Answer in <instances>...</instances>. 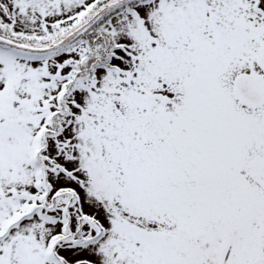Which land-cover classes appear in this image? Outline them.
<instances>
[{"label":"snow or ice","instance_id":"1","mask_svg":"<svg viewBox=\"0 0 264 264\" xmlns=\"http://www.w3.org/2000/svg\"><path fill=\"white\" fill-rule=\"evenodd\" d=\"M0 264H264V0H0Z\"/></svg>","mask_w":264,"mask_h":264}]
</instances>
